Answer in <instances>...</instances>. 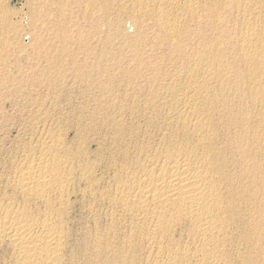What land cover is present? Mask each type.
Masks as SVG:
<instances>
[{"label":"bare ground","instance_id":"bare-ground-1","mask_svg":"<svg viewBox=\"0 0 264 264\" xmlns=\"http://www.w3.org/2000/svg\"><path fill=\"white\" fill-rule=\"evenodd\" d=\"M11 1L0 0V61ZM129 1L41 0L29 11L38 33L68 42L81 19L137 8L188 63L167 83L96 94L88 142L76 134L72 146L55 128L31 144L27 133L0 174V264H264V0ZM73 205L93 221L87 247Z\"/></svg>","mask_w":264,"mask_h":264},{"label":"rangeland","instance_id":"rangeland-1","mask_svg":"<svg viewBox=\"0 0 264 264\" xmlns=\"http://www.w3.org/2000/svg\"><path fill=\"white\" fill-rule=\"evenodd\" d=\"M39 1L41 0L28 5L23 0H12L8 6L12 14L13 39L11 54L0 61V159L2 158L0 165L5 161V164H2L4 167L0 166L3 170H0V174L7 172L5 169H9L10 163L12 164L18 153L22 152L21 142L26 145L31 136V139H34L31 140V144L35 143L46 129L54 131L56 128V132L63 131L62 135L66 131L67 137L65 135L64 137L68 139L66 140L68 144L72 142L70 144L72 146L77 145L79 140L90 141L92 136H89L86 127L83 130V126H86L87 118L94 110L93 106L96 107L94 111L100 108L98 103H95L98 100L94 98H98L107 88L122 92L131 85L156 86L169 82V78L174 74L178 76L186 72L188 60L180 57L165 44L162 32L152 24L150 17L137 8L131 9L129 0H124V3L130 7L126 6L123 12L112 9L110 15L101 22L92 24L79 20L80 25L68 28L72 36L68 42L51 40L48 38L49 34L42 36L38 33L36 25H33L32 13L29 11L35 13L36 3ZM191 27L201 28L204 35L209 32L206 26L199 23L194 22ZM37 37L39 39H36ZM262 50L264 51V47ZM182 83L181 77L171 82L176 87ZM80 132L82 134H79ZM27 133L31 135L28 136ZM86 133L89 136L87 138ZM94 133L95 131L92 132ZM92 134L90 132V135ZM16 135L22 138L24 136L23 140ZM26 135L28 139L25 138ZM82 136L85 140L81 139ZM18 143L19 151L16 149ZM11 145L14 147L11 148ZM90 147L92 151L96 144H91ZM1 149L4 150L1 152ZM6 158L13 161L9 163ZM2 177L0 175L1 179ZM75 206L73 205L70 214V218L74 216L73 220H70L76 237L82 238L81 242L84 240L82 244L87 247L94 236V224L87 215L86 218L82 215V220L79 219L78 205ZM100 217L102 218L101 215ZM104 219L99 220L100 228L105 226ZM100 228L97 231L102 233L103 229Z\"/></svg>","mask_w":264,"mask_h":264}]
</instances>
